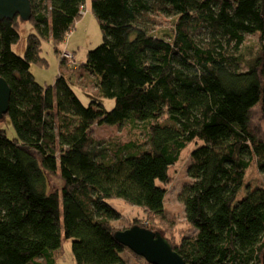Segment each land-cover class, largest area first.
<instances>
[{
    "label": "trees",
    "instance_id": "obj_1",
    "mask_svg": "<svg viewBox=\"0 0 264 264\" xmlns=\"http://www.w3.org/2000/svg\"><path fill=\"white\" fill-rule=\"evenodd\" d=\"M86 3L30 0L35 32L23 56L12 50L21 19L0 20V77L10 88L0 123L8 117L16 134L0 127V264H57L62 237L76 264H132L140 256L115 236L123 215L113 198L136 205L142 217L130 226L160 232L187 264H262L264 134L251 121L255 109L264 115L261 1L90 0L102 41L81 67L99 96L114 99L110 110L84 105L63 73L50 86L29 70L46 62L41 41L64 40ZM160 15L169 29L153 27ZM104 124L137 136L95 139L91 127ZM191 144L179 199L193 232L176 237L164 197L169 169ZM55 173L61 187L50 191ZM256 193L263 229L243 244L238 217Z\"/></svg>",
    "mask_w": 264,
    "mask_h": 264
},
{
    "label": "rangeland",
    "instance_id": "obj_2",
    "mask_svg": "<svg viewBox=\"0 0 264 264\" xmlns=\"http://www.w3.org/2000/svg\"><path fill=\"white\" fill-rule=\"evenodd\" d=\"M85 12L81 14L74 22L71 30L66 34L64 40L54 43L51 39L42 40L40 45V56L45 59V64H31L30 72L34 76V79L42 85L53 86L56 77L59 73L69 79L70 85L84 105H88L92 99L98 100L103 103L107 110H110L114 105V99L109 97H102L98 95L94 84V77L89 75L82 67L81 64L86 60V54L89 50L95 48L102 41L101 31L99 28L96 17L90 10V0H87ZM153 27L157 29H169L172 26L171 17L160 15L155 19ZM19 39L13 44L12 50L17 55L23 56L26 48V37L30 33H34V27L29 20H19L18 23ZM256 42L255 35H247L245 38L246 44H252ZM62 52L71 54V57L67 58L62 56ZM63 60V63L60 61ZM251 121L253 125L260 129V132L264 134V115L257 109L251 114ZM0 127L6 132L8 138H14L16 136L15 131L11 125L8 117L0 123ZM129 125L117 124V125H93L90 129V134L99 140L104 141H117L125 143L131 139L134 135V131H129ZM136 132L137 130L134 129ZM194 145H188L180 154V158L177 163L169 169L170 182L166 186V193L164 197L165 208L169 211V222L165 226L170 227L178 237V229L185 233H191V228L186 223L183 213V204L179 199V192L181 191L184 183L188 181L186 175V165L189 161V150ZM249 171V170H248ZM250 172V176L258 177L257 174ZM249 172L246 173L248 176ZM246 176V178H247ZM48 190L59 191L61 187V180L58 173L47 174ZM262 198L259 193L249 196L250 211L245 214H241L238 217V225L240 235L243 244H249L253 239H256L262 232V224L259 217V209L261 206L258 201ZM114 208H116L123 215L122 218L114 222V225L118 229L129 228L132 219L142 217V212L136 205H130L125 203L120 198H113L109 201ZM144 220L143 222H145ZM147 221L145 222V224ZM153 227H157V221L152 223ZM174 225V227L171 226ZM158 230V229H157ZM124 252L135 256L134 252L130 249H126ZM122 253L124 254L126 253ZM57 264H76L71 251V240L62 237L61 246L57 251ZM132 264H143V257H133Z\"/></svg>",
    "mask_w": 264,
    "mask_h": 264
},
{
    "label": "water",
    "instance_id": "obj_3",
    "mask_svg": "<svg viewBox=\"0 0 264 264\" xmlns=\"http://www.w3.org/2000/svg\"><path fill=\"white\" fill-rule=\"evenodd\" d=\"M260 1L262 14H264V0ZM14 16H19L21 20H29L31 17L30 0H0V20L12 19ZM9 97L10 88L6 81L0 77V118L8 110ZM115 236L122 245L143 257L150 264H187L158 231L132 225L117 231ZM261 258L262 264H264V249Z\"/></svg>",
    "mask_w": 264,
    "mask_h": 264
},
{
    "label": "built area",
    "instance_id": "obj_4",
    "mask_svg": "<svg viewBox=\"0 0 264 264\" xmlns=\"http://www.w3.org/2000/svg\"><path fill=\"white\" fill-rule=\"evenodd\" d=\"M84 12H85V9L81 8L80 13L83 14ZM62 56H65V57L69 58V57H71V54L67 53V52H62Z\"/></svg>",
    "mask_w": 264,
    "mask_h": 264
}]
</instances>
